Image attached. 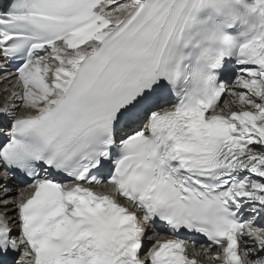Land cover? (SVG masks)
Here are the masks:
<instances>
[{"label": "snow or ice", "instance_id": "1", "mask_svg": "<svg viewBox=\"0 0 264 264\" xmlns=\"http://www.w3.org/2000/svg\"><path fill=\"white\" fill-rule=\"evenodd\" d=\"M0 86V264H264V0H0Z\"/></svg>", "mask_w": 264, "mask_h": 264}, {"label": "bare ground", "instance_id": "2", "mask_svg": "<svg viewBox=\"0 0 264 264\" xmlns=\"http://www.w3.org/2000/svg\"><path fill=\"white\" fill-rule=\"evenodd\" d=\"M0 92H2V86H0ZM5 99H6L5 97L0 96V105H2L4 103Z\"/></svg>", "mask_w": 264, "mask_h": 264}]
</instances>
